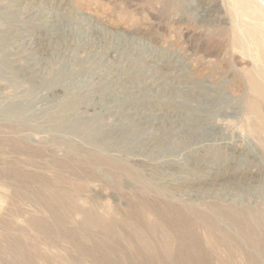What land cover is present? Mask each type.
<instances>
[{"label": "rangeland", "instance_id": "374dc122", "mask_svg": "<svg viewBox=\"0 0 264 264\" xmlns=\"http://www.w3.org/2000/svg\"><path fill=\"white\" fill-rule=\"evenodd\" d=\"M227 1L0 0V264H264Z\"/></svg>", "mask_w": 264, "mask_h": 264}, {"label": "bare ground", "instance_id": "6f19581e", "mask_svg": "<svg viewBox=\"0 0 264 264\" xmlns=\"http://www.w3.org/2000/svg\"><path fill=\"white\" fill-rule=\"evenodd\" d=\"M226 3L228 4V7H229L230 12L232 13V17H233L231 19V23H230V26L228 28V29H230V34H231V46L234 49L241 51L245 56L247 55V56L251 57L252 52H255V54H256V59L251 57L254 60L255 64L247 71L245 78H243L238 73H233L231 77L234 80L235 87L237 88V89L236 88L235 89L237 91L241 90V85H242L243 79H245V81L248 83L247 84L248 89H249L248 92H250L251 96L249 97V94L245 95V97L246 96H248V97L247 98L244 97L245 99L242 100L243 107L245 110V115H248V117H250V119H251V122L247 123L246 126H247V128L250 129L249 131H251L254 136L264 138V109H263V106H264V0H228ZM223 4H225V3H223ZM225 20H227V19H225ZM226 23L227 22H221V25L224 28H226ZM227 26H228V24H227ZM217 158H218V156H217ZM68 168H70V167H68ZM34 194H37V192ZM41 194H42V192H41ZM58 195H60V194H58ZM38 196H40V195H38ZM60 196L62 197V195H60ZM48 201H49V203L51 201L50 206L52 204L53 207H56L58 209H60V206L62 205L61 200L58 197H56L55 195H52V199H50V200L48 199ZM187 205H189L187 208H193L190 204H186L185 206H187ZM129 206L131 207L132 205H129ZM138 206H139V204H138ZM172 206L173 205L166 203L163 207H166V209L167 208L173 209ZM136 207H137V205H136ZM236 218H235L236 222L240 221ZM93 219H95V218H93ZM95 221L98 222V219ZM240 222H239V224H240ZM100 223L103 224L105 222L100 221ZM93 224H95V223H93ZM239 224H238V226H239ZM246 224H247V222H246ZM104 226H105V224H104ZM106 226H108V225H106ZM240 227H241V224H240ZM243 228H244V226H243ZM183 233H184V230H183ZM184 235H185V233H184ZM184 235H182V236H184ZM250 235L252 236V233ZM243 236H245V235H243ZM248 236H249V234H248ZM253 238H255V237H253ZM226 239H229V237H225V240ZM248 239H250V238H248Z\"/></svg>", "mask_w": 264, "mask_h": 264}]
</instances>
